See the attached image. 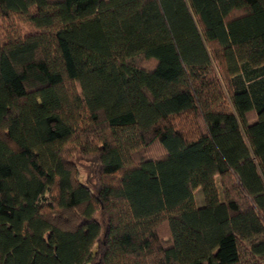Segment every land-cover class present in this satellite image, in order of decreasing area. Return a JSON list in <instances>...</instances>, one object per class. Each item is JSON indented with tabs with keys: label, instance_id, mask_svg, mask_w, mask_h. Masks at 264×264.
<instances>
[{
	"label": "trees",
	"instance_id": "trees-1",
	"mask_svg": "<svg viewBox=\"0 0 264 264\" xmlns=\"http://www.w3.org/2000/svg\"><path fill=\"white\" fill-rule=\"evenodd\" d=\"M0 264H264V0H0Z\"/></svg>",
	"mask_w": 264,
	"mask_h": 264
},
{
	"label": "rangeland",
	"instance_id": "rangeland-1",
	"mask_svg": "<svg viewBox=\"0 0 264 264\" xmlns=\"http://www.w3.org/2000/svg\"><path fill=\"white\" fill-rule=\"evenodd\" d=\"M74 162H76V165H78V168H79V173H80V177L85 180V182L89 183V184H92L93 182V177H92V168H93V165H91V161L82 156V154L80 155V153H74ZM197 195V198L199 199L200 197V200H199V203L200 201L202 200V195H201V191L200 190H197V192L195 193Z\"/></svg>",
	"mask_w": 264,
	"mask_h": 264
}]
</instances>
